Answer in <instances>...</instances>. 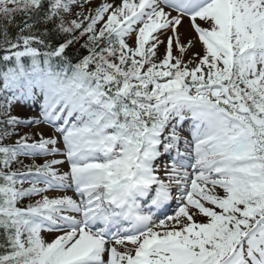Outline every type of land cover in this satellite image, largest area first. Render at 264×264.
<instances>
[{
	"label": "snow or ice",
	"instance_id": "snow-or-ice-1",
	"mask_svg": "<svg viewBox=\"0 0 264 264\" xmlns=\"http://www.w3.org/2000/svg\"><path fill=\"white\" fill-rule=\"evenodd\" d=\"M0 264H264V0H0Z\"/></svg>",
	"mask_w": 264,
	"mask_h": 264
},
{
	"label": "rangeland",
	"instance_id": "rangeland-1",
	"mask_svg": "<svg viewBox=\"0 0 264 264\" xmlns=\"http://www.w3.org/2000/svg\"><path fill=\"white\" fill-rule=\"evenodd\" d=\"M180 31L189 37L194 35V33L191 31V29L189 27V23L185 22V21H184L183 25L180 27ZM199 50H200V46H199V44H197L196 47L193 49V51H199ZM48 239H51V237L49 236Z\"/></svg>",
	"mask_w": 264,
	"mask_h": 264
},
{
	"label": "bare ground",
	"instance_id": "bare-ground-1",
	"mask_svg": "<svg viewBox=\"0 0 264 264\" xmlns=\"http://www.w3.org/2000/svg\"><path fill=\"white\" fill-rule=\"evenodd\" d=\"M185 28V27H184Z\"/></svg>",
	"mask_w": 264,
	"mask_h": 264
}]
</instances>
